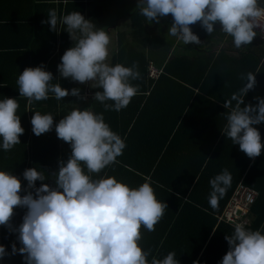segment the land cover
Returning a JSON list of instances; mask_svg holds the SVG:
<instances>
[{
  "label": "clouds",
  "instance_id": "9594fccd",
  "mask_svg": "<svg viewBox=\"0 0 264 264\" xmlns=\"http://www.w3.org/2000/svg\"><path fill=\"white\" fill-rule=\"evenodd\" d=\"M136 9L157 24L170 14L168 34L184 45H201L199 36L190 27L197 22L210 35L218 25L237 49L251 44L257 35L254 28L264 29L262 0H138ZM47 17L42 23L50 25L52 31H57L58 25L65 26L73 41L57 65L60 77L80 84L91 82L92 88L102 89L95 92L93 99L105 111L126 108L138 92V86L131 83L141 78L138 66L111 65L109 33L79 11L58 16L57 10L51 8ZM239 78L242 87L223 103L228 111L221 132L254 159L264 149L261 133L254 127L264 123V97H254L257 103L245 105L247 93L256 87V76L247 72ZM53 81L52 72L46 71L44 64L26 67L16 81L19 96L29 104L47 100L50 95L58 101L68 95L80 97V89L69 91ZM18 108L15 98L0 99V149L4 151L20 144L25 131L17 115ZM33 113L32 132L39 137L54 127L57 137L69 144L71 155L66 162L58 161V171L52 173L54 186L41 183L37 187V181L47 179L45 173L36 167L25 169L22 175L27 185L23 196L21 180L9 171L0 170V226L16 233L20 245L17 248L13 243L11 254L22 255L25 264H179L174 251L162 259L152 256L149 261L151 249L144 250L140 244L141 226L154 231L168 208L156 198L151 181L133 188L107 175L92 178L93 173L99 174L114 164L126 148L124 139L105 122L103 113H95L91 107L84 110L73 107L55 124L52 114ZM231 182L227 168L210 179L211 208L218 207L219 198ZM17 207L26 212L22 223L13 227L11 218ZM225 240L229 249L220 264H264L262 230L235 223L234 231ZM5 255H8L6 248L0 245V259Z\"/></svg>",
  "mask_w": 264,
  "mask_h": 264
},
{
  "label": "trees",
  "instance_id": "16d2710c",
  "mask_svg": "<svg viewBox=\"0 0 264 264\" xmlns=\"http://www.w3.org/2000/svg\"><path fill=\"white\" fill-rule=\"evenodd\" d=\"M73 1L65 2V9L74 7L68 8L67 12L75 9L82 14V3ZM98 12L87 18L96 26L100 22ZM127 16L132 25L129 29L131 42L127 39L123 45L125 33L119 32L122 47L111 65L138 66L141 78L131 81L138 86L137 94L118 112L105 111L93 98L82 103L67 98L68 110L60 116L53 114L54 124L71 108L84 105L95 113H103L105 122L124 139L123 154L99 174L93 173L92 178L107 175L133 188L151 181L156 198L167 204L154 231L149 232L143 226L140 229L142 248L151 249L149 261L152 256L162 259L174 251L179 264H220L229 249L225 236L232 234L234 226L218 222V216L239 182L257 192L249 209L251 221L246 228L264 232V149L260 156L251 159L221 132L228 111L223 103L242 87L241 73L253 72L257 81L256 87L247 93L245 105L257 103L254 97H264V48L243 46L233 55L227 48L206 47V43L214 39L232 45V38L221 33L218 25L210 35L197 22L190 27L199 36L201 45L181 42L183 49L191 47L196 54L191 58L177 55L173 50L179 42L171 44L167 41L163 33L157 32L139 14V10ZM168 17L172 23L171 15ZM64 27H61V41L68 40L67 47L70 48L73 41ZM155 52L162 56L160 60L156 59V65L162 71L158 79L153 80L149 77L148 56L154 58ZM168 54L171 57L166 62ZM33 114L27 122L23 107L25 123L22 127L25 131L20 136V144L15 145V176L21 180L22 196L26 194L23 189L27 181L22 175L25 169L36 167L45 173L47 179L37 181V187L41 183L54 186L52 173L58 171V161L66 162L71 155L69 144L57 137L54 127L39 137L32 132ZM254 127L260 131L264 144V123ZM225 168L232 175L231 186L219 198L218 207L213 209L208 202L212 191L209 181ZM25 212L24 208H14L13 227L22 223ZM16 235L0 226V245L5 246L8 253L0 264H25L22 255L11 254L13 243L20 247Z\"/></svg>",
  "mask_w": 264,
  "mask_h": 264
},
{
  "label": "crops",
  "instance_id": "0c3cea01",
  "mask_svg": "<svg viewBox=\"0 0 264 264\" xmlns=\"http://www.w3.org/2000/svg\"><path fill=\"white\" fill-rule=\"evenodd\" d=\"M106 1L75 0L73 2L82 3L81 12L85 19L89 18L90 15L93 16L96 11H99L97 20L100 22H98L97 27L103 28L105 25L104 30L110 35L108 62L111 64L113 59L118 58L121 50L120 47H122L121 41L119 40V32L124 31L125 33L123 45L126 44L127 39L131 42L129 29L132 25L131 19L127 14L138 9L122 14H112L110 7H106ZM65 4V0H0V99L5 97L17 99L19 103L17 115L20 116L22 114V117H20L21 126L22 123H25L23 119L24 106L27 122L30 120V114L35 111H40L42 114L50 113L60 116L67 109V98H75L77 103L87 102L88 98L94 97L98 89L92 88L91 82L80 84L72 81L70 78H61L57 71V65L60 63L62 55L68 49V40H63V43L61 41L62 25H58L57 31H52L50 30V25L42 23V21L48 19L47 13L51 8L57 10L58 16L67 14L68 8H74L70 6L65 9ZM69 11L72 12L75 9H70ZM149 22L150 26L154 27L157 32L160 31V33H163L167 41L171 42V44L177 42L175 37L168 34V28L171 26L168 16L162 17L158 24ZM165 32L172 39H169ZM181 44V42L178 43L177 48L173 50L174 53L177 55H186L190 58L196 54L195 51L190 49L191 47H188L189 49H183ZM251 44L246 45V47L249 46L251 49L264 48V43L256 37ZM208 46L215 49H230L233 55H236L238 51L233 44L230 45V43L219 39L207 42L206 47ZM146 54L149 55L148 52ZM158 55L159 52H155L153 54L154 58L148 56V71L151 64L160 70L156 65V59L160 60L162 56ZM170 57L168 54L166 62ZM41 64L45 65L46 71L52 72L54 78L53 83L59 82L63 88L69 91L72 88L80 89V97L68 95L63 98L65 100L62 102L61 100L52 99L53 96L50 95L49 99L36 101L32 104H29L26 98L20 97L18 85L16 84L20 72L26 67H37ZM79 108L81 110L86 109L84 105H79ZM0 170H6L15 175V146L10 151L0 149ZM249 213L245 227L251 221ZM1 261L2 259H0Z\"/></svg>",
  "mask_w": 264,
  "mask_h": 264
},
{
  "label": "built area",
  "instance_id": "2783aa9c",
  "mask_svg": "<svg viewBox=\"0 0 264 264\" xmlns=\"http://www.w3.org/2000/svg\"><path fill=\"white\" fill-rule=\"evenodd\" d=\"M261 24L264 26V17L261 18ZM258 38L264 43V29L254 28ZM161 71L154 67L153 64L149 68V77L151 79H157ZM257 192L246 187L242 182H239L234 189L230 198H228L223 210L218 216V222H223L228 225L234 226L235 223H247V216L251 204L256 200Z\"/></svg>",
  "mask_w": 264,
  "mask_h": 264
},
{
  "label": "rangeland",
  "instance_id": "374dc122",
  "mask_svg": "<svg viewBox=\"0 0 264 264\" xmlns=\"http://www.w3.org/2000/svg\"><path fill=\"white\" fill-rule=\"evenodd\" d=\"M137 3L138 0H107L105 2L106 7H110L112 14H122L134 11V9L137 8ZM103 28H105V25L103 26ZM167 37H169V39H172L169 35H167Z\"/></svg>",
  "mask_w": 264,
  "mask_h": 264
}]
</instances>
